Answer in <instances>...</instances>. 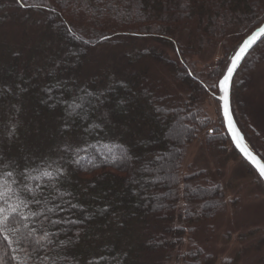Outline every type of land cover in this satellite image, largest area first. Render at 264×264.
<instances>
[{
    "label": "trees",
    "instance_id": "obj_1",
    "mask_svg": "<svg viewBox=\"0 0 264 264\" xmlns=\"http://www.w3.org/2000/svg\"><path fill=\"white\" fill-rule=\"evenodd\" d=\"M18 1L47 10L61 42L28 73L17 71L16 59L1 66L0 160L18 171L54 161L64 172L58 188L83 211L60 213L81 222L59 226L64 230L52 244H24L9 232V247L0 236L4 264H147L149 257L203 264L193 235L204 230L211 237L224 192L203 171L183 170V158L198 137L222 149L229 137L222 120L219 129H206L211 120L202 107L221 66L205 73L190 56L216 44L228 45L230 55L264 21V0ZM147 40L169 45L178 65L146 49ZM99 47H116L120 56L100 59L83 74L90 51ZM261 50L264 37L238 70ZM73 101L83 105L76 114H70ZM40 125L45 136L35 140ZM246 142L264 161L247 136ZM77 148L88 149L78 153L80 164L73 163ZM28 223L38 236L53 231L47 221Z\"/></svg>",
    "mask_w": 264,
    "mask_h": 264
},
{
    "label": "rangeland",
    "instance_id": "obj_2",
    "mask_svg": "<svg viewBox=\"0 0 264 264\" xmlns=\"http://www.w3.org/2000/svg\"><path fill=\"white\" fill-rule=\"evenodd\" d=\"M48 13L41 8L21 5L18 0H0V68L14 63L16 59L18 64L20 61V65H16L17 71L28 73L30 65L40 66L54 47L60 44L58 32L47 24ZM244 37L232 45L236 44L230 55L225 53L228 45L216 44L201 55L193 54L190 59L196 69L205 73L209 66L220 65L221 77L230 56ZM145 44L146 49L160 52L178 65L169 45L153 40H147ZM120 52L116 47L105 50L94 48L90 51L88 63L85 62L87 66L83 74L89 75L90 69L97 66L100 59L120 56ZM22 61H26V64ZM251 61L246 60L232 79L230 106L238 128L246 132L245 135L242 132L245 141L247 136L264 157V51L261 50L259 56H254ZM14 71L17 72L16 69ZM217 95H220L218 85L212 94L204 93L202 107L206 117L211 120L206 128L208 131L219 129L221 120L225 130ZM39 127L42 128L35 140L41 135L45 136V126ZM205 141L201 136L188 145L182 167L185 171L189 167L203 171L204 175L208 174L219 182L224 192V210L216 215L211 237L206 238L207 232L204 230L196 231L193 235L196 246L203 248V264H264V184L236 151L230 139L223 149L211 147ZM146 263L161 264L151 257L147 258Z\"/></svg>",
    "mask_w": 264,
    "mask_h": 264
},
{
    "label": "snow or ice",
    "instance_id": "obj_3",
    "mask_svg": "<svg viewBox=\"0 0 264 264\" xmlns=\"http://www.w3.org/2000/svg\"><path fill=\"white\" fill-rule=\"evenodd\" d=\"M27 6V5H26ZM43 6V5H41ZM69 31H71L69 29ZM264 37V25H261L248 36L239 46L231 58L230 63L225 65V71L219 79L218 87L222 95L219 99L223 102L222 109L226 126L232 134V139L236 143L237 148L242 152L244 157L258 171L261 178H264V163L246 147L241 144V138L235 129L232 121L229 107V89L232 76L239 66L240 61L248 53V50L259 40ZM88 43V41H84ZM217 84L208 85L206 90L215 89ZM83 105L73 101L69 105L70 114H76L77 109H81ZM87 148H77V153L73 163L80 164L84 157L78 155L79 152H87ZM65 151H73L71 147ZM54 161H44L35 167H25L18 171L16 165H6L0 160V236L8 242L11 247L13 241L9 239V232L19 234L20 240L24 244L34 242L35 245H41L42 241L48 244L53 243V237H58L60 231L64 229H56L61 225L70 226L77 225L81 221L62 217L60 213L71 210L83 211L80 205L72 203L65 197L71 196V193L62 191L58 188L60 178L63 176V168L53 165ZM35 182V183H33ZM51 182V183H49ZM67 205V208L65 207ZM45 221L52 226L53 231H44L43 236H38L35 228H30L29 223L43 224ZM21 227L28 229L27 232H21ZM20 240L16 242L19 243ZM64 242L61 241V244ZM35 250V249H34ZM15 251V249H13ZM15 260V257L12 258ZM0 264H4L3 257L0 256Z\"/></svg>",
    "mask_w": 264,
    "mask_h": 264
},
{
    "label": "water",
    "instance_id": "obj_4",
    "mask_svg": "<svg viewBox=\"0 0 264 264\" xmlns=\"http://www.w3.org/2000/svg\"><path fill=\"white\" fill-rule=\"evenodd\" d=\"M261 25H264V21L259 25V26H261ZM259 26H257V27H255L249 34H247L245 37H244V39L241 41V43L238 45V47L236 48V50L239 48V46L243 43V41L248 37V36H250L253 32H255L256 30H257V28L259 27ZM263 37H261L260 39H262ZM260 39L259 40H257V42L256 43H258V41H260ZM255 43V44H256ZM254 44V45H255ZM253 45V46H254ZM252 46V47H253ZM251 47V48H252ZM250 48V49H251ZM250 49L248 50V52L250 51ZM234 54V53H233ZM233 54L230 56V58H229V62L228 63H230V61H231V58H232V56H233ZM247 55V54H246ZM245 55V56H246ZM245 58V57H244ZM244 58L240 61V63H239V66L237 67V69H236V71L234 72V74H233V76H232V79H233V77H234V75H235V73L237 72V70L239 69V67H240V65H241V63L243 62V60H244ZM226 70V69H225ZM224 70V71H225ZM221 77H222V75H221ZM220 77V78H221ZM219 78V79H220ZM219 79H218V81H217V85H218V83H219ZM231 82H232V80H231ZM218 89H219V87H218ZM230 89H231V83H230ZM230 89H229V107H230V112H231V117H232V121H233V124H234V126H235V129H236V131L238 132V134H239V137L241 138V144L243 145V146H246L256 157H257V159H259L260 161H261V163H264L263 161H262V159L259 157V155L258 154H256L252 149H250V147L248 146V144L246 143V141H245V138H244V135H243V133L241 132V130L238 128V126H237V124H236V122H235V119H234V117H233V114H232V110H231V106H230ZM222 95V93L220 92V95H217V98L219 99V97ZM220 100V99H219ZM222 101L220 100V112H221V116H222V118H223V124H224V127H225V130H226V132H227V134H228V136H229V139H230V141L232 142V145H233V147L236 149V151L240 154V156L253 168V170L257 173V175L259 176V178L262 180V182H263V184H264V178H261L260 177V175H259V173H258V171L256 170V168L251 164V163H249V161L244 157V155L242 154V152L239 150V148H237V146H236V143L233 141V139H232V134L230 133V131L228 130V128H227V126H226V123H225V120H224V115H223V109H222Z\"/></svg>",
    "mask_w": 264,
    "mask_h": 264
}]
</instances>
